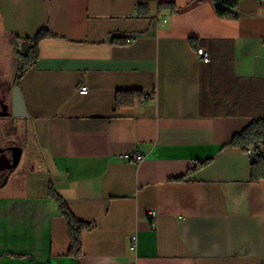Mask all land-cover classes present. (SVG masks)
I'll use <instances>...</instances> for the list:
<instances>
[{"label":"crops","instance_id":"1","mask_svg":"<svg viewBox=\"0 0 264 264\" xmlns=\"http://www.w3.org/2000/svg\"><path fill=\"white\" fill-rule=\"evenodd\" d=\"M144 1L146 17L139 0H0L2 50L54 33L19 81L35 146L0 181V264H264V179L230 145L264 117V0L236 20L214 0ZM120 90L142 100L117 107ZM51 187L92 224L78 258Z\"/></svg>","mask_w":264,"mask_h":264},{"label":"trees","instance_id":"2","mask_svg":"<svg viewBox=\"0 0 264 264\" xmlns=\"http://www.w3.org/2000/svg\"><path fill=\"white\" fill-rule=\"evenodd\" d=\"M241 0H214L215 8L218 16L225 20H236L240 17L238 8ZM149 3L144 0L138 2V15H149ZM161 6L174 8V3L161 2ZM54 33L46 26H43L34 37H27L25 45L27 51L18 53V73L16 76V85L24 73L33 66L39 57V42ZM114 43L125 44L127 40L114 38ZM23 62V63H22ZM141 91H118L116 94V106L132 105L136 98L141 97ZM12 115L11 112L7 113ZM230 145L240 147L247 152L248 148H252L255 155L252 159L251 180L259 181L264 179V117L255 118L253 122L240 133L234 135ZM50 196L54 198L58 204L62 215L65 217L68 227L70 248L69 255L78 258L82 254L83 235L85 231L92 228V224L82 221L74 216L66 201L60 197L55 190L50 188Z\"/></svg>","mask_w":264,"mask_h":264},{"label":"rangeland","instance_id":"3","mask_svg":"<svg viewBox=\"0 0 264 264\" xmlns=\"http://www.w3.org/2000/svg\"><path fill=\"white\" fill-rule=\"evenodd\" d=\"M27 51V46L17 45L14 51L10 54L2 50L0 47V113L9 111L11 107L10 97L14 87L13 83L18 73V53ZM23 63V62H22ZM9 86L11 90L9 89ZM7 119L0 120V175L7 174L11 164L8 161L10 155L13 154L11 146L22 149L23 154L17 169L22 170L29 162H32V152L35 146L34 140L31 138V131L26 123L25 117H5ZM7 177L1 178L5 181Z\"/></svg>","mask_w":264,"mask_h":264},{"label":"built area","instance_id":"4","mask_svg":"<svg viewBox=\"0 0 264 264\" xmlns=\"http://www.w3.org/2000/svg\"><path fill=\"white\" fill-rule=\"evenodd\" d=\"M131 39H127V41H130ZM198 55L200 56L201 60L203 63H209L211 61V56L209 54V52L207 51V49L201 47L197 50ZM80 93H87L88 92V87L86 85H82L79 88ZM150 96H154V95H149L146 94L144 98L150 97ZM138 101L142 100V98L137 99ZM247 153L250 155V157L252 158L255 155V152L252 148H248ZM125 160L131 162V163H139L142 160H144L145 156L144 154L138 152L137 150H133V151H127L125 153H123L121 155ZM156 211L153 210L150 213V216L152 218H154L156 216ZM136 242H137V235H133L132 236V240H131V244H130V248L132 250L136 249Z\"/></svg>","mask_w":264,"mask_h":264},{"label":"water","instance_id":"5","mask_svg":"<svg viewBox=\"0 0 264 264\" xmlns=\"http://www.w3.org/2000/svg\"><path fill=\"white\" fill-rule=\"evenodd\" d=\"M11 114L15 117H25L27 116V109L25 100L22 94L21 87L19 85H15L12 89V106H11ZM17 148V154L15 156L14 165H18L21 157H22V149Z\"/></svg>","mask_w":264,"mask_h":264},{"label":"flooded vegetation","instance_id":"6","mask_svg":"<svg viewBox=\"0 0 264 264\" xmlns=\"http://www.w3.org/2000/svg\"><path fill=\"white\" fill-rule=\"evenodd\" d=\"M7 112H9V111H7ZM7 116L10 117V116H13V115H7ZM7 116L5 115L2 118H5ZM11 150H13V154L14 155H10L9 158H8V161H7V162H9L11 164V166H10V168H8V173L7 174L1 173V175H0V181H1V178H5V177L8 178L17 169V167L19 165V164L16 165V166L14 165L15 156L17 154V148H15L14 146H11ZM1 182H3V181H1Z\"/></svg>","mask_w":264,"mask_h":264}]
</instances>
